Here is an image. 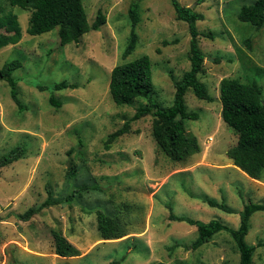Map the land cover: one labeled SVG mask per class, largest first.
I'll return each instance as SVG.
<instances>
[{
	"label": "rangeland",
	"instance_id": "obj_1",
	"mask_svg": "<svg viewBox=\"0 0 264 264\" xmlns=\"http://www.w3.org/2000/svg\"><path fill=\"white\" fill-rule=\"evenodd\" d=\"M82 1L89 24L98 11L106 22L77 43L61 45L57 27L30 35L29 11L0 0L5 12L17 15L22 30L16 44L0 49V66L21 63L12 76L22 106L0 79V156L24 149L19 158L0 166V264H238V251L226 231L187 249L196 227L168 215L171 210L237 228L243 202H264V170L261 180H255L232 164L226 151L237 135L220 115L223 77L257 82L264 100V25L255 29L237 18L240 7L254 0H178L203 15L196 21L204 54L198 77L213 97L207 102L190 89L185 93L188 110L198 113L196 120H185L186 130L197 138L200 152L183 162L158 151L150 115L131 121L129 132L109 149L104 140L146 102L137 98L131 105H116L108 89L110 70L147 55L154 97L162 106L171 105L173 82L190 66L187 23L176 19L170 0H139L137 44L122 58L133 0ZM61 81L75 86L55 89ZM70 167L75 170L68 174ZM47 189L57 197L73 196L23 224L17 214L40 204ZM204 197L222 201L232 212L209 206ZM97 210L122 220L128 234L100 239ZM51 229L67 237L80 255L55 254ZM22 235L31 252L23 249ZM245 239L255 246L253 264H264V210L250 217Z\"/></svg>",
	"mask_w": 264,
	"mask_h": 264
},
{
	"label": "trees",
	"instance_id": "obj_2",
	"mask_svg": "<svg viewBox=\"0 0 264 264\" xmlns=\"http://www.w3.org/2000/svg\"><path fill=\"white\" fill-rule=\"evenodd\" d=\"M10 6H17L29 11L26 32L37 35L48 32L57 27V35L61 45L77 43L89 30H98L105 24L106 18L101 11L91 24L88 23L87 14L82 0H7ZM174 8L176 19L187 23L190 33L189 63L181 77L174 80V93L172 103L162 106L154 97V84L150 59L147 55L140 56L131 61L115 65L110 70L108 89L112 101L116 105H131L137 98L146 102L135 109L132 116L125 120L119 128L110 132L104 140V148L110 146L123 134L129 132L131 121L145 115L152 117L151 133L157 149L171 161L183 162L194 154L200 152L197 138L191 135L185 126V120H196L198 113L190 111L185 102V93L190 89L193 94L207 102L213 101L204 82L199 79V74L204 70V54L198 44L196 21L203 19V15L195 12L189 6L181 5L178 0H170ZM131 31L127 44L122 52L126 58L136 47L137 33L135 27L139 21V0H133L129 5ZM241 22H247L255 29L264 25V0H254L249 5H242L237 13ZM22 36L21 26L16 14L5 12L0 4V49L6 45L16 44ZM18 60L5 62L0 66V79L10 87V96L22 109L16 80L12 72L19 68ZM73 83L61 81L55 84V89L74 87ZM222 120L233 129L237 135L236 143L226 151V156L232 164L255 180H261L264 170V100L261 97V87L255 81L242 82L237 78L223 77L219 82ZM50 101L59 106V102L51 98ZM24 149L16 147L0 156V166L10 164L23 154ZM75 168H68V174ZM73 194L66 198L57 197L47 189L46 198L37 206H31L23 213H18L17 218H29L41 209L71 200ZM241 196V194H240ZM203 200L211 207H216L226 212H232L222 201L204 197ZM264 210V202H256L250 198L243 202L239 211V225L230 228L220 220L207 222L184 215H175L171 210L169 220L184 221L196 227V238L185 246L187 249H196L208 242L214 234L226 231L235 245L239 260L238 264H253L255 246L246 242V235L250 228V217L257 211ZM97 231L102 240L117 239L128 234L125 223L118 217H112L105 212H96ZM53 238L54 253L59 256L71 257L80 255V250L57 230H50ZM111 261L107 264H116Z\"/></svg>",
	"mask_w": 264,
	"mask_h": 264
},
{
	"label": "crops",
	"instance_id": "obj_3",
	"mask_svg": "<svg viewBox=\"0 0 264 264\" xmlns=\"http://www.w3.org/2000/svg\"><path fill=\"white\" fill-rule=\"evenodd\" d=\"M35 217V215L33 214V216L30 218V220H26L25 222H23V224H31V221H32V219ZM22 222V221H21ZM19 227V226H18ZM74 229L73 230H71V232L72 233H74ZM67 238V237H66ZM12 238H9L8 240H9V243H12L13 242V239L11 240ZM23 241H24V245L22 246L23 247V249L24 250H26V251H29V252H31L32 250L27 246V240H26V238H24V236L22 235V238H21ZM97 241V240H96ZM18 246H21V243H18ZM5 248V247H4ZM35 253V252H34ZM83 253V252H82ZM81 253V254H82Z\"/></svg>",
	"mask_w": 264,
	"mask_h": 264
}]
</instances>
